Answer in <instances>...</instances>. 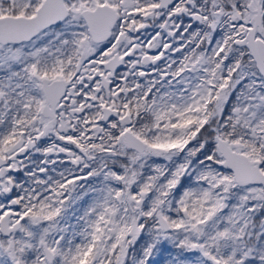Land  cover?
I'll list each match as a JSON object with an SVG mask.
<instances>
[{
	"label": "snow or ice",
	"instance_id": "obj_1",
	"mask_svg": "<svg viewBox=\"0 0 264 264\" xmlns=\"http://www.w3.org/2000/svg\"><path fill=\"white\" fill-rule=\"evenodd\" d=\"M0 264H264V0H0Z\"/></svg>",
	"mask_w": 264,
	"mask_h": 264
}]
</instances>
